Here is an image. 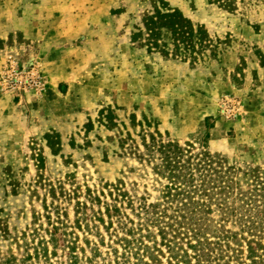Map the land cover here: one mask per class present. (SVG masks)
<instances>
[{"label": "rangeland", "instance_id": "obj_1", "mask_svg": "<svg viewBox=\"0 0 264 264\" xmlns=\"http://www.w3.org/2000/svg\"><path fill=\"white\" fill-rule=\"evenodd\" d=\"M156 10L189 34L132 40ZM263 56L264 0H0V264H31L48 215L74 220L61 184L155 203L152 135L264 181Z\"/></svg>", "mask_w": 264, "mask_h": 264}, {"label": "trees", "instance_id": "obj_2", "mask_svg": "<svg viewBox=\"0 0 264 264\" xmlns=\"http://www.w3.org/2000/svg\"><path fill=\"white\" fill-rule=\"evenodd\" d=\"M143 21L145 31L132 40L147 35V46L159 47L162 30L189 34L178 12L156 10ZM162 139L152 135L138 156L166 181L155 203L136 202L117 184L98 194L88 189L82 201L83 192L61 184L62 197L75 201L74 220L48 215L22 263L264 264V181L235 182L233 168L208 151Z\"/></svg>", "mask_w": 264, "mask_h": 264}]
</instances>
